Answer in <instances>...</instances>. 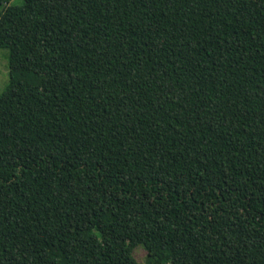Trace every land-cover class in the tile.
<instances>
[{"label": "trees", "instance_id": "trees-1", "mask_svg": "<svg viewBox=\"0 0 264 264\" xmlns=\"http://www.w3.org/2000/svg\"><path fill=\"white\" fill-rule=\"evenodd\" d=\"M9 1L0 264H264V0Z\"/></svg>", "mask_w": 264, "mask_h": 264}, {"label": "rangeland", "instance_id": "rangeland-1", "mask_svg": "<svg viewBox=\"0 0 264 264\" xmlns=\"http://www.w3.org/2000/svg\"><path fill=\"white\" fill-rule=\"evenodd\" d=\"M21 2L22 0H10L9 4H19ZM7 55V48L0 47V93L4 90L9 79ZM133 254L139 262L144 263L146 252L142 246H136L133 249Z\"/></svg>", "mask_w": 264, "mask_h": 264}]
</instances>
